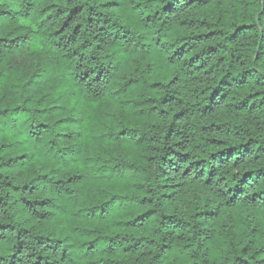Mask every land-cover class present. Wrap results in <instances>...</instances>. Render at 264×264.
I'll use <instances>...</instances> for the list:
<instances>
[{
    "label": "trees",
    "instance_id": "16d2710c",
    "mask_svg": "<svg viewBox=\"0 0 264 264\" xmlns=\"http://www.w3.org/2000/svg\"><path fill=\"white\" fill-rule=\"evenodd\" d=\"M0 264H264V0H0Z\"/></svg>",
    "mask_w": 264,
    "mask_h": 264
}]
</instances>
